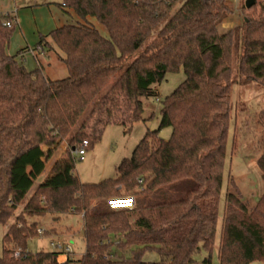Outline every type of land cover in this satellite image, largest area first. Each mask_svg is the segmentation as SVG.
<instances>
[{
    "label": "trees",
    "instance_id": "obj_1",
    "mask_svg": "<svg viewBox=\"0 0 264 264\" xmlns=\"http://www.w3.org/2000/svg\"><path fill=\"white\" fill-rule=\"evenodd\" d=\"M65 2L81 20L49 34L68 70L59 80L40 68L28 70L19 60L24 50L8 54L17 23L0 12V222L8 223L21 207L3 235L0 264H212L232 85L237 80L264 88V5L257 11L256 0L242 25L222 32L223 19L233 12L230 0ZM182 65L186 79L161 101L155 142H142L116 178L82 182L74 174L75 150L85 137L91 145L107 124L140 120L142 99L156 96V85ZM257 122L264 131V104ZM164 127L172 129L168 140L158 135ZM64 142L66 153L34 187ZM257 151L264 183V137ZM183 180L194 186L176 200L138 205L135 197L131 209L107 204L124 192L146 194ZM48 214L55 219L82 214L80 259L61 260L54 250L29 251L41 227L30 218ZM222 220L220 264L264 260V191L249 207L234 186L226 194ZM153 249L160 260L145 261L144 253ZM202 250L208 255L199 261Z\"/></svg>",
    "mask_w": 264,
    "mask_h": 264
},
{
    "label": "rangeland",
    "instance_id": "obj_2",
    "mask_svg": "<svg viewBox=\"0 0 264 264\" xmlns=\"http://www.w3.org/2000/svg\"><path fill=\"white\" fill-rule=\"evenodd\" d=\"M56 1L63 3L64 0ZM230 3L233 6V12L223 19L220 26L222 32L237 29L242 25L244 18L248 17L253 10V7L246 8L245 1L235 3L230 0ZM180 4L181 2L178 5ZM256 4L255 9L258 11L264 5V0H257ZM235 73L234 71V76H236ZM185 79V68L182 65L177 72L168 73L166 78L156 85V96L142 99L144 110L140 120L135 121L132 125L128 123L107 124L101 138L87 148L85 159L80 160L76 156L74 174L85 183H99L107 178H116L119 174V167L125 161L131 159L136 151L141 150L142 142L147 141L150 144L155 142L154 131L158 129L160 123L161 101L178 88ZM236 81L232 85V125L229 132L220 195V216L217 223L214 247L211 251L212 264H220L219 245L227 192L234 191V186H237L247 205L253 207L264 191L261 171L257 166V147L259 141L264 137V131L257 122V114L264 104V88L253 82L248 85H239ZM105 119H107V116ZM91 124L92 121H89L88 125L91 126ZM171 133L172 129L170 127H164L158 135L159 138L168 140ZM85 139L90 142L89 137H85ZM66 150L67 148L63 151L64 154ZM55 159L56 156L47 162L46 171L51 169ZM38 182L39 179L34 187L37 186ZM193 186V180H183L146 194L126 193L122 190V193L124 192L122 196L133 195L137 198L138 205H147L179 199ZM98 203L101 206L104 205L103 201ZM20 211L21 207L18 208L8 223L0 222V256L3 252L4 232ZM30 219L39 221L41 227L48 232V234L40 235L29 241L28 249L32 253L52 251L53 248L50 242L53 236H59L56 240L62 242L73 241V256L76 260L80 259L85 253L82 214L61 215L56 219L48 214ZM112 250H116L115 247H112ZM207 255L208 253L202 250L196 255V258L201 261ZM143 259L148 262H157L160 260V255L155 249L148 250L144 253ZM262 262L258 261L253 264H263Z\"/></svg>",
    "mask_w": 264,
    "mask_h": 264
},
{
    "label": "crops",
    "instance_id": "obj_3",
    "mask_svg": "<svg viewBox=\"0 0 264 264\" xmlns=\"http://www.w3.org/2000/svg\"><path fill=\"white\" fill-rule=\"evenodd\" d=\"M0 12L11 14L17 23L7 47L8 54L16 55L24 50L19 60H23L27 69L40 68L51 80H59L68 76L67 67L62 60L64 54L52 42L49 34L56 28L81 20L73 9L62 7V3L56 0H22L19 3L15 0H0ZM89 20L103 35L108 36L105 27L95 19L90 18ZM66 148L67 143L64 142L53 156H56L55 161L64 154L63 151ZM46 169L39 177L38 184L49 173L50 169L48 171ZM57 238L59 236L51 237V242ZM71 243L73 244V241ZM60 259H65V256L61 255ZM262 263L264 264V260Z\"/></svg>",
    "mask_w": 264,
    "mask_h": 264
},
{
    "label": "built area",
    "instance_id": "obj_4",
    "mask_svg": "<svg viewBox=\"0 0 264 264\" xmlns=\"http://www.w3.org/2000/svg\"><path fill=\"white\" fill-rule=\"evenodd\" d=\"M17 3H19L22 0H15ZM246 0H232V2L235 3H241ZM62 7H66V2L65 0L62 3ZM9 25V23H7ZM90 146V142L88 139H85L81 142L79 147L75 150L76 156L79 157L80 160L85 159L86 151L87 148ZM140 183H142V180H139ZM107 204L109 205L110 208L112 209H122V208H134L136 205V199L134 196H124V197H114V198H109L107 200ZM45 229L43 227H40L38 229V233L40 235H43L45 233ZM51 247L53 248L54 251H57L61 253V255L65 256V258L69 257L71 259H75L73 256L74 250H73V245L71 242H62L59 240H54L51 242ZM19 253H16V256H18Z\"/></svg>",
    "mask_w": 264,
    "mask_h": 264
},
{
    "label": "water",
    "instance_id": "obj_5",
    "mask_svg": "<svg viewBox=\"0 0 264 264\" xmlns=\"http://www.w3.org/2000/svg\"><path fill=\"white\" fill-rule=\"evenodd\" d=\"M256 3V0H246L245 1V6L246 8L250 9L251 7H253Z\"/></svg>",
    "mask_w": 264,
    "mask_h": 264
}]
</instances>
